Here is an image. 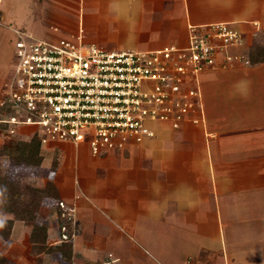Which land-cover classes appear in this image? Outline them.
Here are the masks:
<instances>
[{
    "label": "crops",
    "instance_id": "crops-1",
    "mask_svg": "<svg viewBox=\"0 0 264 264\" xmlns=\"http://www.w3.org/2000/svg\"><path fill=\"white\" fill-rule=\"evenodd\" d=\"M2 1L1 38L9 17ZM27 1L30 9L41 0ZM133 1L147 17L174 16L187 27L233 26L242 43L232 51L250 65L199 75L204 115L198 125L164 127L126 152H89L87 168L96 170L90 173L78 171L76 159V186L59 193L75 210L69 252L30 255L31 227L9 249L19 259L2 257L7 264H264V0ZM5 47L0 40V85ZM256 53L260 60L252 63ZM56 237L50 228L47 245L66 243Z\"/></svg>",
    "mask_w": 264,
    "mask_h": 264
},
{
    "label": "built area",
    "instance_id": "built-area-1",
    "mask_svg": "<svg viewBox=\"0 0 264 264\" xmlns=\"http://www.w3.org/2000/svg\"><path fill=\"white\" fill-rule=\"evenodd\" d=\"M15 34L12 74L0 97V125L10 134L34 126L32 135L42 147L84 144L94 157L153 139L150 124L172 130L198 124V75L250 65L245 56L228 51L241 45L242 35L226 23L191 27L181 44L157 50H106L66 38ZM59 206L75 225V210L63 200ZM67 236L61 242H68Z\"/></svg>",
    "mask_w": 264,
    "mask_h": 264
},
{
    "label": "rangeland",
    "instance_id": "rangeland-1",
    "mask_svg": "<svg viewBox=\"0 0 264 264\" xmlns=\"http://www.w3.org/2000/svg\"><path fill=\"white\" fill-rule=\"evenodd\" d=\"M146 2L148 3V1ZM28 3L27 0L2 1V6H5L4 10L9 17L2 23L3 35L1 36L3 37H0V40L6 46L2 62L4 68L1 71L0 97L4 90V84L12 74L15 58L17 34L14 35L11 33V29L20 30L26 35H32L39 40L66 38L75 43L79 41L84 45L94 43V45L106 50L123 51L157 50L174 43L181 44L188 37L190 28L192 27L185 26V23H178V21L174 20V16H143L141 13L144 8L136 11L135 9L138 8L137 4L140 2L138 3L133 0H41L38 7H31L30 9L27 7ZM45 6L46 8H44ZM247 44L250 46L249 43ZM250 44L251 50L255 52L257 47H255L254 43ZM232 50V47L228 48L230 53L234 52ZM212 70L215 69H209L208 71ZM197 80L198 82L194 84V87L196 90H199L201 84L200 77ZM204 86L203 83L202 87ZM203 115V109H201L198 115L199 123L202 121ZM150 127L157 134L158 132H162L161 130L164 127L169 126L163 123H156L150 124ZM18 130L10 134L7 129L0 126V148L15 137H18L22 141L29 140L36 129L32 126L21 127ZM145 143L142 146L140 144L136 145L138 147H144ZM131 145H125L120 148L126 152L127 147ZM116 150L107 151L102 156L114 153ZM89 151L88 147L84 144L78 147L66 143H54L44 147L41 146L38 155L33 159H37L38 164L35 163L28 168L27 177L22 179L20 183L21 193L23 194V198H25V202L20 205V209L32 202L38 205V208H34L33 211L36 212L37 219L39 218L38 224L47 228V239L50 237L51 228L55 230V234L58 233V236H60L58 237L59 242H61L64 233L68 235L67 237L69 239L66 243L72 245L74 241L71 238L74 235L73 232H76V226L72 225V219L69 220L63 216V209L60 210L61 215L56 209L58 204L63 200L59 193L67 189L69 191V186L70 189L76 186L78 176L77 173H73L74 169L73 171L71 169L72 165L76 163V159H78L76 169L81 173L96 171L95 168H87L88 163L85 162V159H90L86 157ZM0 160V174L6 172V174L8 173L9 176L13 177L22 172V166H11L6 158H0ZM49 185H52L53 189H55V194L60 200L38 197L34 192L31 193L33 189L39 191L46 190ZM8 196L11 197L10 194ZM4 200L0 196V221L6 217H10V214L4 210ZM43 203L50 208L43 210ZM53 207L56 209L49 211ZM61 217H65L66 222L62 221ZM66 223H69L68 225L70 227H67L65 225ZM32 225V223L23 220H15L9 238L3 240L0 237V257L6 256L7 258H12L13 261H17L19 257H16L12 252L14 250L13 248H15L14 244H19L29 237L27 231L30 232L29 229ZM65 226L67 229L64 228ZM58 238L56 237V240ZM30 255L33 254L30 252ZM10 263L13 262L10 261ZM0 264H5V261H0Z\"/></svg>",
    "mask_w": 264,
    "mask_h": 264
},
{
    "label": "trees",
    "instance_id": "trees-1",
    "mask_svg": "<svg viewBox=\"0 0 264 264\" xmlns=\"http://www.w3.org/2000/svg\"><path fill=\"white\" fill-rule=\"evenodd\" d=\"M258 53L253 55V57L251 56L252 63L260 60L258 59L260 57V54ZM0 126L6 129L5 126ZM40 148L41 141L38 139L37 135H33L27 141L19 140L18 137L12 138L6 143L5 146L0 148V158H6L11 166L16 165L23 167L22 172L13 177L9 176L8 173L6 174V172L0 174V196L5 199L4 210L10 214V217H6L0 221V237L3 240H7L10 236L14 221L23 220L33 224L32 232L29 237V243L31 245L30 250L33 255L52 254L56 251L63 253L65 250L66 252H69V244L67 245V243H63L59 247H51L47 245L48 230L46 227L40 226L38 224V219L35 214L36 212L33 211L34 208H38V205L35 202H32L24 208H21L22 210L20 209V205L25 202V198H23V194L21 193L20 183L22 179L27 177L28 168H30L35 163L38 164L37 159H33H35L38 155ZM33 192L38 197L60 200V198H58V196L55 194V189H53L52 185H49L48 188L43 191L33 189L31 193ZM8 194H10L11 197H9ZM57 210L60 212L59 204ZM65 220V217H63L62 221L66 222ZM68 224L69 223H66L65 225L68 227ZM61 247L63 248L61 249ZM0 261H5V263L7 262L4 257H0Z\"/></svg>",
    "mask_w": 264,
    "mask_h": 264
}]
</instances>
